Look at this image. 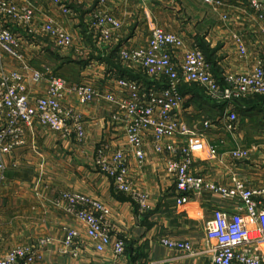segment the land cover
Instances as JSON below:
<instances>
[{"label":"crops","instance_id":"obj_1","mask_svg":"<svg viewBox=\"0 0 264 264\" xmlns=\"http://www.w3.org/2000/svg\"><path fill=\"white\" fill-rule=\"evenodd\" d=\"M7 1L18 6L30 4L34 8L35 31L30 32L29 27L14 20H6V26L23 41V60L14 59L0 49V74L20 71L31 76L33 71H40L48 76L50 70L66 79L69 87L85 83L100 92L126 96L117 79L139 77H135L132 65L116 62L119 52L147 45L154 27L183 38L184 46L173 55L179 68L186 53L195 47L205 53L218 79L222 78L221 74L224 77L227 73L251 72L264 61V18L249 0H216L220 4H208L205 0L151 3L107 0L104 8L123 25L105 43L94 40L87 24L99 0H65L72 9L71 14L63 13L52 0ZM48 21L55 22L73 37V45L67 50L61 49L65 52L56 51L52 40L39 30ZM235 35L242 38L248 50L245 57L239 54ZM39 37L47 38L55 47L46 45ZM85 49L94 52L87 54ZM142 73L145 79L139 80L144 81L145 87L164 86V82H152ZM28 83L31 100L45 95L47 80L34 83L29 78ZM189 86L180 85L184 96L181 117L206 144L204 150L194 154L192 174L224 187H231L235 177L241 178L249 188L264 187V95L239 102L214 101L206 93L204 96V89L198 93L193 88L199 85L189 83ZM63 104L82 114L86 136L82 141L69 140L38 122L23 126L25 143L14 148L5 160V185L0 189L1 253L33 245L48 236L52 242L39 248L36 264H212L215 241L206 235V222L216 208L242 209L240 201L205 191L200 195L189 194V203L179 206L180 193L166 169L171 156L156 152L151 130L142 134L146 159L140 165L134 148L127 142L125 126L112 118L116 105L105 99L84 104L70 89L65 92ZM197 110L211 114L212 120L196 121ZM230 112L237 114L232 127L228 120ZM205 121L210 126L206 127ZM163 142L181 146L189 139L178 135ZM211 146L216 148V153L211 152ZM102 148L126 153L134 186L147 196V211L140 210L131 194L116 191L112 180L99 171L96 156ZM242 148L250 151L249 157H234L232 152ZM68 191L93 197L107 206L114 233L126 242L124 255H115L112 246L103 251L96 249L86 225L69 215L64 203H57ZM67 226L80 233L76 255L64 245ZM163 237L189 242L191 250L169 248L161 244Z\"/></svg>","mask_w":264,"mask_h":264},{"label":"built area","instance_id":"obj_2","mask_svg":"<svg viewBox=\"0 0 264 264\" xmlns=\"http://www.w3.org/2000/svg\"><path fill=\"white\" fill-rule=\"evenodd\" d=\"M65 14L72 9L65 0H52ZM151 1V0H146ZM107 0H99L98 7L88 18V29L96 42H109L123 23L113 13L106 10ZM208 4H220L216 0H205ZM251 6L264 18V0H249ZM14 20L29 27L35 19L34 8L30 5L18 6L7 0H0V49L10 57L23 60L21 49L23 41L6 26V20ZM39 30L47 35L59 49H67L73 45V37L53 21L40 25ZM239 54L245 57L248 50L240 36H234ZM184 46L181 36L166 32L161 28H152L151 38L147 45L131 49H121L119 59L125 64L139 68L151 80L162 81L164 86L145 87L140 80L128 77L117 79V85L126 96H118L115 92H100L89 84H76L69 87L61 76H48L40 71H33L27 76L20 71L0 74V189L5 185L6 156L14 148L25 143L24 125L31 126L35 122L58 132L66 139L84 140L86 129L83 116L73 107H66L63 99L67 89L77 94L84 104L105 99L117 106L112 115L115 122L122 123L126 128L127 142L134 148L140 165L145 163L146 155L142 147L144 131L153 132L155 150L171 157L167 161V172L174 178L180 193L177 204L184 206L189 203V194L200 195L205 191L218 193L224 198L239 200L242 209L229 211L216 208L212 218L206 222L205 230L209 239L215 241L212 264H263L264 262V187L253 189L247 187L238 177L233 178L231 187L219 186L201 176L192 174L194 154L205 149L206 144L181 117L184 96L180 91L183 83H195L205 90L214 101L238 102L244 98L264 95V61H260L251 72L227 73L222 80L216 78L212 66L205 53L195 47L186 53L180 68L173 61L176 49ZM24 68H28L27 65ZM39 83L47 80L48 86L44 96L31 100L28 93V80ZM228 120H237V114L230 112ZM206 127L210 126L205 121ZM183 136L189 139L184 145L164 144L165 138ZM216 153L215 147H210ZM236 158H247L248 149L234 150ZM99 171L108 176L118 192L131 194L141 211H147V196L136 189L129 171L127 155L123 150L109 152L99 149L96 156ZM64 203L66 212L86 225V232L96 242V249L103 251L112 246L115 255L122 256L126 251V242L114 233L109 219L107 206L93 198L77 192H65L57 200ZM64 245L75 251L79 246V231L67 226L64 228ZM52 242L45 236L31 245L15 247L1 253L0 264H36L39 259V248ZM161 244L185 251L191 250V244L163 237Z\"/></svg>","mask_w":264,"mask_h":264},{"label":"rangeland","instance_id":"obj_3","mask_svg":"<svg viewBox=\"0 0 264 264\" xmlns=\"http://www.w3.org/2000/svg\"><path fill=\"white\" fill-rule=\"evenodd\" d=\"M154 1H156V0H151V1H148V2H154ZM120 20V19H119ZM122 22V21H121ZM89 31V30H88ZM91 34V33H90ZM40 38V40H43V41H45V43H46V45H48V46H53V47H55L53 44H52V42L50 41V40H48L47 38H45V37H39ZM48 43V44H47ZM56 48V51H60V52H65V51H62L61 49H57V47H55ZM67 49H69V48H67ZM67 49H63V50H67ZM93 50V49H92ZM91 52H94V51H89V49H85V53H87V54H89V53H91ZM117 57V56H116ZM120 60L119 59H117L116 60V62L117 63H120L119 62ZM132 68V70H133V72H134V74H135V77L137 76V77H139V78H143V79H145V77H144V74L142 73V71L141 70H139L138 68H136V67H131ZM221 76H222V78H223V75L221 74ZM136 77V78H137ZM139 78H137V80H139ZM222 78H219V79H222ZM141 82H143V84H144V81H142V80H140ZM185 84V83H184ZM186 85L187 86H189V83H186ZM192 85V84H191ZM193 86V85H192ZM190 87V86H189ZM193 88H195V89H197V92H198V90H202L203 88L202 87H199V86H194ZM200 90V91H201ZM202 92H203V90H202ZM199 93V92H198ZM203 94H204V96L206 97V95H205V92H203ZM196 115V121L197 120H199L200 122H203L204 120H212V117H211V114H209V113H207V112H204V111H202V110H200V112H198V110H197V113L195 114Z\"/></svg>","mask_w":264,"mask_h":264},{"label":"trees","instance_id":"obj_4","mask_svg":"<svg viewBox=\"0 0 264 264\" xmlns=\"http://www.w3.org/2000/svg\"><path fill=\"white\" fill-rule=\"evenodd\" d=\"M239 102V101H238Z\"/></svg>","mask_w":264,"mask_h":264}]
</instances>
